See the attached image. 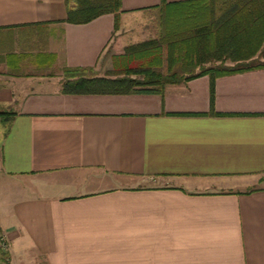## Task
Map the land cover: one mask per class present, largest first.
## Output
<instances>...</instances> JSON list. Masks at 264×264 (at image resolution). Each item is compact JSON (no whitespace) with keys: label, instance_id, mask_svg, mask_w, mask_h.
<instances>
[{"label":"crops","instance_id":"crops-1","mask_svg":"<svg viewBox=\"0 0 264 264\" xmlns=\"http://www.w3.org/2000/svg\"><path fill=\"white\" fill-rule=\"evenodd\" d=\"M160 2L121 0L113 40L111 14L75 25L65 0H0L9 264H264V69L218 77L216 115L208 76L162 97L62 93L65 69L112 68L130 17Z\"/></svg>","mask_w":264,"mask_h":264},{"label":"trees","instance_id":"trees-1","mask_svg":"<svg viewBox=\"0 0 264 264\" xmlns=\"http://www.w3.org/2000/svg\"><path fill=\"white\" fill-rule=\"evenodd\" d=\"M69 24H87L113 15L114 33L124 12L121 0H65ZM157 32L112 56L105 76L92 68L65 69L61 90L68 95L163 96L168 85L208 76L209 109L218 77L264 69V0H186L149 8ZM13 113L0 112L8 123Z\"/></svg>","mask_w":264,"mask_h":264},{"label":"rangeland","instance_id":"rangeland-1","mask_svg":"<svg viewBox=\"0 0 264 264\" xmlns=\"http://www.w3.org/2000/svg\"><path fill=\"white\" fill-rule=\"evenodd\" d=\"M141 15H143V14L140 13V14L131 16L132 18L130 17V23L133 24L132 27H134V29H136V27H140V30L136 31L137 35L134 37V39H132L133 41H130V42L144 41V40H147L149 38H153L156 35V32H157L156 23L157 22H156V19L154 18V14H152V12L151 13L150 12H146L144 14V16L142 18H140ZM138 23H139V25H138ZM112 36H114L113 40H115L116 39L115 33ZM110 71H112V68H110V69H108L106 71H103L101 73H99V72H97L96 70L93 69V73L94 74L102 75V76H105ZM1 123H2V121L0 120V130L2 129V124Z\"/></svg>","mask_w":264,"mask_h":264},{"label":"built area","instance_id":"built-area-1","mask_svg":"<svg viewBox=\"0 0 264 264\" xmlns=\"http://www.w3.org/2000/svg\"><path fill=\"white\" fill-rule=\"evenodd\" d=\"M9 242L3 233H0V251L3 252L4 258L1 264H9L7 253L9 252Z\"/></svg>","mask_w":264,"mask_h":264}]
</instances>
